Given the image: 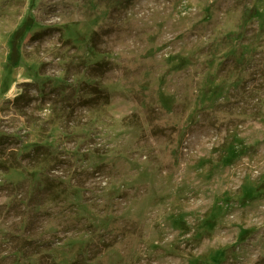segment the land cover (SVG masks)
<instances>
[{
    "label": "rangeland",
    "instance_id": "rangeland-1",
    "mask_svg": "<svg viewBox=\"0 0 264 264\" xmlns=\"http://www.w3.org/2000/svg\"><path fill=\"white\" fill-rule=\"evenodd\" d=\"M0 264H264V0H0Z\"/></svg>",
    "mask_w": 264,
    "mask_h": 264
}]
</instances>
